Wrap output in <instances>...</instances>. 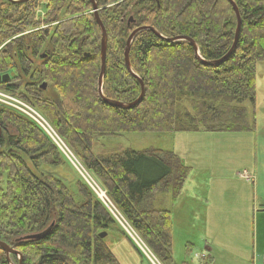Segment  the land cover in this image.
Segmentation results:
<instances>
[{
	"label": "trees",
	"instance_id": "obj_1",
	"mask_svg": "<svg viewBox=\"0 0 264 264\" xmlns=\"http://www.w3.org/2000/svg\"><path fill=\"white\" fill-rule=\"evenodd\" d=\"M95 1L107 33L104 97L133 103L141 80L140 105L125 110L99 95L102 31L90 0H1L0 44L21 37L0 51V76H12L0 86L48 119L153 253L163 264H174L172 215L153 198L165 187L175 202L189 168L173 153L156 149L98 156L95 143L131 133L255 132L264 0H233L240 34L235 51L218 65L208 63L229 53L238 26L227 0ZM41 9L43 18L37 17ZM43 24L49 30L23 36ZM140 28L167 40H193L203 61L189 42H168L143 30L129 52L133 76L125 62L126 43ZM0 126V241L19 251L23 264H119L100 238L118 225L111 214L85 182L66 184L46 169L62 164L52 141L35 123L4 107ZM37 235L43 236L31 238ZM12 260L19 264L17 256L8 260L0 249V264Z\"/></svg>",
	"mask_w": 264,
	"mask_h": 264
},
{
	"label": "rangeland",
	"instance_id": "obj_2",
	"mask_svg": "<svg viewBox=\"0 0 264 264\" xmlns=\"http://www.w3.org/2000/svg\"><path fill=\"white\" fill-rule=\"evenodd\" d=\"M45 16L46 11L40 10L37 17ZM45 29L49 30V27L44 24L40 30ZM33 32L35 29H27L23 36ZM7 48L8 46L4 43L0 44V51ZM35 62L37 64L39 60L36 59ZM249 109L252 113L253 109ZM39 113L48 121L40 111ZM255 113L256 131L249 134L131 133L103 138L96 143L94 149L96 155L107 156L126 149L138 152L156 149L180 157L184 166L189 168V176L178 201L173 203L171 194L167 193L169 195L164 202V208L170 210L172 215L174 264H204L206 261L198 257L203 255L201 252L206 244L215 251L210 264H264V207L260 203L264 202L263 62L257 66ZM57 132L63 138L60 132ZM68 149L75 155L70 147ZM61 155L60 167H46V169L64 180L66 184L74 179L85 182L82 177L85 173L81 168L82 174L80 173L79 165L73 161L74 159L70 161L64 153ZM78 161L82 165L79 159ZM87 173L93 179L92 184L98 185L103 192L107 193L101 183L89 171ZM224 184L230 188L229 191H224ZM159 190L158 194L166 191L165 187H160ZM208 192L211 197L210 203L218 205L219 208H222L220 204L228 207L231 203L223 202L227 200L233 202L235 208L237 206L246 209L248 203L246 196H249V200L252 199L251 211H253L254 200V213L246 217V213L242 214L240 209L236 212H227V215L226 212L221 211V215H217L218 218L213 217L215 213L208 212L206 208ZM212 214L213 216H209ZM113 218L116 221V218ZM116 223L118 225L113 226L112 231L106 232L107 236L104 240L119 264H151L139 252L138 247L129 240V235L120 223L118 221ZM206 230L211 238L205 237ZM135 232L149 248L138 232ZM241 243L248 245L246 247L248 252L245 254L238 250ZM149 250L153 253L150 248ZM153 255L156 258V264H163L156 254L153 253ZM12 264L18 263L12 260Z\"/></svg>",
	"mask_w": 264,
	"mask_h": 264
},
{
	"label": "built area",
	"instance_id": "obj_3",
	"mask_svg": "<svg viewBox=\"0 0 264 264\" xmlns=\"http://www.w3.org/2000/svg\"><path fill=\"white\" fill-rule=\"evenodd\" d=\"M0 107L15 111L35 123L43 131V133L53 142V144L56 146V148L61 154L64 153L70 161L74 159L73 161H75L79 165L78 169L80 170L81 168V170L85 173V175L82 174L80 170V173L82 174L85 183L95 194L98 200L104 205L105 208H107L109 213L113 217H115L116 221H118L120 225L125 229L131 241L138 247L140 252L150 261L151 264H156V258L154 257L153 253L149 250L143 240L136 234L135 230L126 220V218L122 215V213L117 210V207H115V205L111 202L107 193L103 192L98 185L92 184L93 179L91 178V176L87 173L85 168L78 163V159L68 149L69 147L63 140V138H61L56 129L40 115L39 111L33 106H31L29 103L24 101L20 96L8 92L1 86Z\"/></svg>",
	"mask_w": 264,
	"mask_h": 264
},
{
	"label": "water",
	"instance_id": "obj_4",
	"mask_svg": "<svg viewBox=\"0 0 264 264\" xmlns=\"http://www.w3.org/2000/svg\"><path fill=\"white\" fill-rule=\"evenodd\" d=\"M8 1H10L12 3H20V4H22V3H26V2H28L30 0H8ZM90 1L92 2L93 7H94L96 21H97V23L100 26L101 31H102L101 73H100L99 82H98L99 83L98 84L99 95L104 100L105 103H107V104H109V105H111L113 107H117V108H121V109H125V110L133 109V108L137 107L138 105H140V103L143 101V99L145 97V88H144V84H143V82L141 80H140L141 94H140L139 98L133 103L123 104V103H119V102H115V101H110V100H108V99H106L104 97V94H103V80H104V75H105V71H106L107 33H106V29H105L103 23L99 19L98 6L96 4V1L95 0H90ZM227 1L231 3V5L233 6V9H234V11L236 12V15H237L238 26H237V30H236L235 41H234V44H233L231 50L229 51V53L223 59H221L219 62H216V63H208V65H216V64L218 65L219 63L225 61L235 51V48H236V45H237V42H238L240 29H241L240 13H239V10H238V8H237V6H236V4L234 3L233 0H227ZM149 29L152 30L158 37H160V38H162V39H164L165 41H168V42H182V41L189 42L193 46V48L195 50L196 57L199 58L200 60H202V58L200 57L198 46L196 45V43L193 40H191L189 38H186V37H178V38L167 40V39L163 38L162 35L159 32H157L156 30H154V29H151V28H140V29H137L136 31H134L131 34V36L129 37V39H128L127 43H126L125 62H126V66L128 68V71L133 76H135V74H134V72L131 69L130 60H129V52H130L131 45H132L136 35L139 32H141L143 30H149ZM8 79H9V76L8 75H4L3 77L0 78V81L7 82ZM44 87H45V85H44ZM2 133H3V131H2V128L0 126V139L2 137ZM42 236L43 235H37V236H33L31 238L40 239ZM106 236H107L106 232H103V233L100 234V238L101 239H105ZM0 249H2L6 253L8 260H10V257L12 255H15V256H17L19 258V264H23L21 253L19 251H17L14 247L9 245L8 243H6L4 241H0Z\"/></svg>",
	"mask_w": 264,
	"mask_h": 264
},
{
	"label": "crops",
	"instance_id": "obj_5",
	"mask_svg": "<svg viewBox=\"0 0 264 264\" xmlns=\"http://www.w3.org/2000/svg\"><path fill=\"white\" fill-rule=\"evenodd\" d=\"M98 142V141H97ZM96 142V143H97ZM96 143H95V146H96ZM127 150V149H126ZM121 151V150H120ZM99 155H102V154H99ZM98 155V156H99ZM103 156H105V155H103ZM178 157V156H177ZM180 158V157H179ZM182 161V160H181ZM182 163L184 164V162L182 161ZM185 165V164H184ZM245 176V175H244ZM186 183V182H185ZM185 183H184V185H185ZM184 185H183V188H184ZM183 188H182V191H183ZM242 188H244V187H242ZM230 190V188L226 185V184H224V191H229ZM181 191V192H182ZM248 191V190H247ZM167 193H169V194H171V197H172V193L171 192H167V191H163V192H160V194H156L155 195V197L153 198V201L156 203V206L158 207V208H164L165 206H164V202H165V200H166V198H168V195L169 194H167ZM181 194V193H180ZM180 197V196H179ZM178 197V198H179ZM206 197H207V201H206V203H207V206H206V208H207V211L208 212H214L215 213V216H213V214L212 215H209V216H213V217H217V215L218 216H220L221 214H220V212L221 211H223V212H226V215L228 214L227 212H236V211H239L240 209V212H242V214H244V213H246V217H249L250 215H252L251 213L253 212L254 213V200H253V211H251V200H249V196H246L247 197V201L246 202H248L247 203V208L246 209H244L243 207H237L236 206V208L234 207V204H233V202H229V201H227V200H224L223 202H225V203H231L230 205H228V207H226V205H224V204H220L221 205V207L222 208H219V206L218 205H212V203H210V195H209V192L207 193V195H206ZM176 201H178V199L176 200ZM232 201V200H231ZM172 202H173V197H172ZM173 203H175V202H173ZM242 203H243V200H242ZM241 203V204H242ZM261 203V205H262V207H264V202H260ZM244 204V203H243ZM164 209H166V208H164ZM168 210V209H167ZM263 210H264V208H263ZM170 211V210H169ZM225 215V216H226ZM254 216V215H253ZM218 218V217H217ZM225 221H226V217H225V219H224ZM220 221H223V220H220ZM220 221H218L219 223H220ZM224 225V224H223ZM224 227H225V225H224ZM226 229V228H225ZM206 238H211V236H210V234L208 233V231L206 230V236H205ZM215 243V242H214ZM208 244H206V246H205V249H203L202 250V252L201 253H203V255L202 256H199L198 258L199 259H203L204 260V264H210L212 261H213V254L215 255V251L211 248V247H209V246H207ZM214 246H216V244H213ZM241 246H240V248L238 249L241 253H246V252H248V249L246 248V247H248V245L246 244V243H244V244H240Z\"/></svg>",
	"mask_w": 264,
	"mask_h": 264
},
{
	"label": "flooded vegetation",
	"instance_id": "obj_6",
	"mask_svg": "<svg viewBox=\"0 0 264 264\" xmlns=\"http://www.w3.org/2000/svg\"><path fill=\"white\" fill-rule=\"evenodd\" d=\"M41 10H43V9H41ZM38 13H39V11H38ZM41 18H43V17H41ZM43 25H44V24H43ZM47 26H48V25H47ZM51 26H53V25H51ZM48 27H50V25H49ZM39 30H40V28H39V29H36L35 31H39ZM15 39H17V38H13V40H15ZM10 43H11V40L7 41V42L5 43V45L9 47ZM49 54H50V53L47 52V53H45V54L39 55V58H40V59L45 58V57H47V55H49ZM3 76H4V75H3ZM3 76H2V77H3ZM8 76H9V79L7 80V82H2V81H1L2 84L6 85V84H8V83L12 80V76H10V75H8ZM1 87H2V86H1ZM2 88H4V89L6 90L5 87H2ZM7 91H8V90H7Z\"/></svg>",
	"mask_w": 264,
	"mask_h": 264
}]
</instances>
